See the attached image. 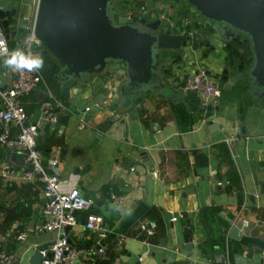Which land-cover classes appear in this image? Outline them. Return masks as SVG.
I'll list each match as a JSON object with an SVG mask.
<instances>
[{
	"label": "crops",
	"instance_id": "1",
	"mask_svg": "<svg viewBox=\"0 0 264 264\" xmlns=\"http://www.w3.org/2000/svg\"><path fill=\"white\" fill-rule=\"evenodd\" d=\"M8 1L0 0L1 24L19 36L26 31L20 10L34 18L37 0H13L4 10ZM235 39L223 44L222 36H210L214 48L160 52L168 81L208 68L222 87L215 103L204 104L197 90H181L182 98L138 93L132 105L122 106L118 84L125 75L117 69L110 76L112 67L86 84H52L43 77L21 97L28 121L47 102L57 116L68 115L62 125L56 119L40 132L43 165L59 175L61 189L78 186L104 218L107 234L97 248V232L84 227L85 212L77 213L66 233L84 249L74 264H264V106L249 94V46ZM0 72L9 78L7 68ZM139 150L150 156L152 172L135 156ZM24 157V150L0 144V164L15 169L0 175V250L15 254L12 264H28L57 236L34 230L47 217L45 197L39 178L23 177ZM112 193L123 201L110 204ZM142 221L155 223L153 235L140 228ZM13 224L27 230L25 239L4 235ZM232 226L240 237L228 234Z\"/></svg>",
	"mask_w": 264,
	"mask_h": 264
},
{
	"label": "water",
	"instance_id": "2",
	"mask_svg": "<svg viewBox=\"0 0 264 264\" xmlns=\"http://www.w3.org/2000/svg\"><path fill=\"white\" fill-rule=\"evenodd\" d=\"M28 2L29 0H24ZM116 0H37L33 31L44 48L57 60L59 70L56 79L62 84L72 79L86 84L95 74L110 66L123 69L124 77L118 84L122 106L133 104L132 96L147 92L161 97L182 98V91L166 81L162 70V49L210 46V36L205 31L188 33L158 30L160 19L146 21L149 13L133 20L120 15ZM142 2L141 0H137ZM197 12L203 21V29L211 28L222 36L225 44H236L235 35L248 40L251 64L245 70L249 94L264 106V0H182ZM9 0L4 10H10ZM114 72L110 73L113 76ZM68 115H58L62 125ZM125 127V126H124ZM154 170L146 150L136 152ZM46 201L47 198L45 197ZM64 226V233L70 229ZM228 234L240 237L241 231L232 226ZM104 243L100 240L96 247ZM41 256L34 251L28 264H40Z\"/></svg>",
	"mask_w": 264,
	"mask_h": 264
},
{
	"label": "built area",
	"instance_id": "3",
	"mask_svg": "<svg viewBox=\"0 0 264 264\" xmlns=\"http://www.w3.org/2000/svg\"><path fill=\"white\" fill-rule=\"evenodd\" d=\"M17 49L41 56L44 45L35 35L33 24L18 36L14 32L6 31L0 19V68H7L9 73V78L6 79L0 72V144L24 150L23 177L28 180L39 178L43 183V196L47 198L44 213L47 217L37 223L34 230H52L57 236L51 243L38 249L40 264H74L84 249L68 239L63 230L64 226L75 224L77 213L85 212L84 227L97 232L98 243L107 234L104 218L93 210L94 201L86 197L78 186L69 190L61 189L59 175L43 165V152L38 145V137L41 131L55 122L57 115L52 102H47L41 107L37 117L28 121L21 97L35 91L43 81V75L42 69L28 72L14 71L6 67L4 61ZM166 81L182 91H199L204 104L217 102L222 90L219 80L204 66L187 71L180 80ZM85 109H89V106H85ZM80 126H84L83 121ZM55 162L56 160H52L51 164ZM14 172V167L7 162L0 164L1 176L12 175ZM123 199V195L112 193L109 203L114 205ZM242 223L248 225V220L244 218ZM139 226L150 235L156 231V225L152 221H142ZM10 233L14 234L17 240H23L28 235L27 230L19 229L17 224H13L4 235L8 236ZM14 260L15 254L12 251L0 250V264H12Z\"/></svg>",
	"mask_w": 264,
	"mask_h": 264
},
{
	"label": "flooded vegetation",
	"instance_id": "4",
	"mask_svg": "<svg viewBox=\"0 0 264 264\" xmlns=\"http://www.w3.org/2000/svg\"><path fill=\"white\" fill-rule=\"evenodd\" d=\"M117 1H122V0H116L114 5L116 4ZM126 1H127L126 7L128 8V10L125 13H121L120 11L122 5H119L118 8L115 7L120 15L126 16L128 18H132L133 20H138L146 13H149L150 16L146 21L154 20L157 18L160 19L158 30L159 29H161L162 31L167 30L170 33H174V32L188 33L190 30H194L190 27V24L185 21L186 20L185 15L188 14V11L185 10L179 4L175 3L173 0L168 1L167 7L165 6V4H163V2L157 3L158 0H141L142 2H139L137 0H126ZM194 12L195 11L191 9L190 13H194ZM201 24L203 26V22ZM176 25H179V27L177 28ZM180 27H182V29H179ZM235 38L237 39L243 38L246 41V43H248V40L245 38V36H240L239 34H236Z\"/></svg>",
	"mask_w": 264,
	"mask_h": 264
},
{
	"label": "rangeland",
	"instance_id": "5",
	"mask_svg": "<svg viewBox=\"0 0 264 264\" xmlns=\"http://www.w3.org/2000/svg\"><path fill=\"white\" fill-rule=\"evenodd\" d=\"M168 1L169 0H158L157 3L163 2V4H165V6L167 7L168 6ZM173 1L175 3H177V4H179L185 10L188 11V14L185 15L186 16V20L185 21L190 24V27L192 29L197 30V31H202L203 30L206 33H208L209 36H224V35H220V34L214 32L211 28L203 29V26L201 24L203 21L199 17L197 12L190 13V11H191L190 7L185 5L182 0H173ZM126 4H127L126 0L117 1L116 4H115V7L118 8L119 5H122V7L120 8V11H121V13H125L128 10V8L126 7ZM148 4H150V3H148ZM21 11H22V13H20L19 16L21 18V21H23V24H25V29L28 30L29 27H31V25L33 24L34 18L28 17V15H27L28 12H25V11L23 12V10H20V12ZM176 27L178 28L179 25H176ZM179 29H182V27H180ZM240 36H244V35H240ZM214 43L216 44L215 46L218 48L219 44H221L220 38L219 37L212 38V44H214ZM247 46H249L248 43H247ZM162 52H163V54L165 53L164 51H162ZM172 54H175V52L173 51ZM41 57L43 58V61H44L43 68H42L43 69V75H44L45 79L47 80V78H49V75H50L51 71L53 70V69L49 70L50 67H47V65H48L47 64V60H50L49 58H52V57H51V55H50V53L48 51H43L42 54H41ZM251 60L252 59H251V54H250L249 57H248V60L246 61V64L248 66L251 64ZM110 67H112V66H110ZM0 71H1V68H0ZM112 71L115 72V68L114 67H112Z\"/></svg>",
	"mask_w": 264,
	"mask_h": 264
},
{
	"label": "clouds",
	"instance_id": "6",
	"mask_svg": "<svg viewBox=\"0 0 264 264\" xmlns=\"http://www.w3.org/2000/svg\"><path fill=\"white\" fill-rule=\"evenodd\" d=\"M5 66L14 71L27 70L28 72L37 71L43 68V58L38 54L25 52L17 49L4 61Z\"/></svg>",
	"mask_w": 264,
	"mask_h": 264
},
{
	"label": "trees",
	"instance_id": "7",
	"mask_svg": "<svg viewBox=\"0 0 264 264\" xmlns=\"http://www.w3.org/2000/svg\"><path fill=\"white\" fill-rule=\"evenodd\" d=\"M43 51H47L45 48ZM52 57V56H51ZM50 60H47V67H50L49 70H52L50 75H49V78H47V81H49L50 83L52 84H55V83H60L59 81H57L56 79V74L58 73V70H59V64L57 62L56 59H54L53 57L52 58H49ZM42 73H43V69H42ZM44 77V75H43ZM45 78V77H44ZM108 262L107 261H104L102 262V264H107Z\"/></svg>",
	"mask_w": 264,
	"mask_h": 264
}]
</instances>
